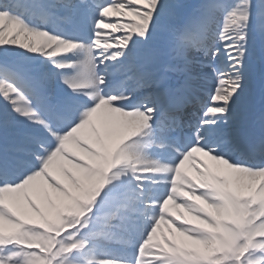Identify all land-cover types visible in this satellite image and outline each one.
Wrapping results in <instances>:
<instances>
[{
    "label": "bare ground",
    "instance_id": "bare-ground-1",
    "mask_svg": "<svg viewBox=\"0 0 264 264\" xmlns=\"http://www.w3.org/2000/svg\"><path fill=\"white\" fill-rule=\"evenodd\" d=\"M2 1L4 7L11 3V0ZM182 1L183 0H179L180 8L171 14L173 23L158 19V24H154L155 27L152 26L151 28L146 27V19L149 16L150 10L159 8L155 0H108L103 5H97L98 8L95 9L89 5L86 7L77 5V9L72 11L71 15L67 16L68 19L66 23L71 24V22H75L83 23V25H85L91 36L90 43L86 45H66L63 42L52 39L49 36L47 29L27 31L24 27H21L22 25L16 26L9 24L6 19H2L0 14V60L10 62L12 65L21 68L19 70H23L24 72L25 70L26 72L28 71V73H30V79H38V77L41 78L42 76H48L54 82L52 89L48 86L45 87L40 83L41 79L37 82L41 89L46 91L56 90L53 94L55 96L56 94H60V91L66 92L67 94H77L81 91L80 86H89L90 84L95 85L97 83V72L101 70V67H106V63H109L110 60L116 65L119 62L122 65L126 64V61L123 59L125 53H133L134 51V57H130L127 60V64L136 61L139 65V62L142 63L143 60L147 59L149 56L143 54L145 49L147 51L154 49L161 52L167 51L171 48L180 50L181 43L179 38L185 37L186 33L171 32H174L175 27L178 30V26L176 25L178 20H175L174 18L181 17L186 11L187 6ZM205 1L209 2L211 0ZM246 1L247 4L244 3V0L211 1L213 3H218L210 5L208 16L201 20L200 30L194 33V36H197L198 33H202L207 42L210 40V56L212 58L220 57L221 59L223 58V55H225V58L228 59L230 65L239 64L242 66L241 69L245 75H247V67H249L247 60L244 57L245 52H242L241 49H235V45L232 44L237 43L236 46L249 49V44L246 43V46L243 47L242 42L255 36V45L259 44L264 51V11L260 4L255 7L252 0ZM100 8H103L104 12L100 16L99 23L103 25H101V28L98 30L94 25L96 20L99 19L98 12ZM140 8H145L147 10L146 12H142ZM219 12L224 14L225 17L219 23L216 32V30H213L211 22L215 20V18L217 21H220L219 18L221 15ZM91 17H93V22L89 23L88 20ZM156 28H158V30L154 33ZM52 31L53 29H50V32ZM131 31H136V33L140 31V36H137L136 38L134 34H132V37L128 36ZM162 33L163 36L161 35ZM219 34L222 36L221 41H219ZM167 35L170 37L171 41L168 43L161 42V40H164ZM259 37L261 38L260 41L257 39ZM80 53H82V55ZM257 53L259 52L256 51L255 54L257 55ZM259 54L262 55L261 53ZM68 55L71 57L74 56L75 59H71L70 61L66 59L62 60L63 56ZM117 57L120 61L116 60ZM260 60L264 61V59ZM199 61L203 62V60L197 59L196 61L190 62L187 67L192 68ZM67 66L73 67L74 72L63 75L62 78H56V75L59 74L57 68H66ZM97 66L99 67L97 68ZM221 66H223V64H221ZM124 67L128 66L125 65ZM252 67L254 71L253 76L256 77L254 78L255 80H251L255 83L257 81L258 87L255 88L253 83H247L248 80H246L244 81V85L241 83L240 90L237 89V93L232 95V104L231 107H229L231 110L230 114L236 115L237 118L238 110L241 107L247 106L251 102V96L249 94H257L260 90L264 89V78L262 77L264 74V66L259 63H253ZM231 75L232 73L226 79L231 80V78H233ZM7 77L9 78V76ZM235 88L236 85L232 84L219 90L233 91ZM217 91L218 89H214L213 95L217 101L216 105L221 106L224 104V100ZM85 93L86 92H83L82 94ZM241 93L245 96L239 97L238 94ZM13 94H15V92L11 87L8 88L7 85L0 84V125H4L5 127V133L2 134V138L0 139V149L2 152L12 149L13 153L19 155L26 154L31 161L34 160L37 163H39L41 156L47 152L55 153L56 157L60 159L57 150L51 141L52 137L59 136L60 133L54 132L52 128L50 129L53 131L45 130L44 132H41V135H39L40 138H36L34 141L25 140V135L27 136V125L30 122H33L29 118V113L31 111L22 101H20L19 106L16 108V103L12 99ZM89 95L92 97L93 92H90ZM88 99L90 100L91 98ZM106 106L109 108L111 107L110 105H105V107ZM21 114H24V117H21ZM218 114L220 117H224L220 110ZM92 117V121L96 123L97 128L93 132L89 126H86L83 128L81 135L83 138L85 137L88 139L86 142L95 145L94 154L80 148H75L69 141L63 143L68 150V153L76 154V158L79 157L84 165H75L72 161L66 160L64 164H67V167L71 169L73 173L72 176L64 175L62 173L57 175L53 173V168L49 167L44 187L47 191V197H49L51 202L48 203L50 204L49 206L43 204V207L38 210L34 208L32 209L36 210V212L31 214L34 220H41L44 216L50 220L52 225H59L60 223L64 224L66 207L70 204L72 205L73 200L80 199L79 190L83 189V186L80 185V181L85 178L90 180L89 185L93 189H102V197L107 198L108 200H113L114 195L121 188L119 186H109L107 183L102 185L99 178L95 179L93 177L97 176V171L100 170V165L97 164L98 159L104 160L107 156L109 158V163L111 164L110 167H124L127 170L121 172L127 173L130 176L132 175L131 179L134 177L139 178V184L141 185V176L147 177L149 175L150 166L148 164L156 163L158 166L156 168H159L160 170L165 168L164 163H159L147 158L140 150L134 148L132 145H123V141L127 138L123 135L137 129L139 126L138 124L143 123L144 119L140 122L139 119L129 118L128 115L119 113L115 109H109L105 114L101 110H97ZM241 117L242 116L239 115V119ZM20 119H23L21 125H19ZM43 128L44 127H41V129ZM44 140L48 143L42 145ZM31 145L34 146L32 152L23 149V146L28 147ZM107 145H109V148ZM197 152V156L206 160L209 159L207 155L200 153V151ZM189 153L191 155L193 154L192 152ZM117 155H119L118 158H116ZM97 156H99L98 159ZM187 160L188 158L186 157L184 161L187 163ZM24 162L26 163L27 161ZM206 164L207 162L202 163L199 167L200 173L198 181L201 186L204 187L202 194H205L208 191V186H210L212 182L216 184L215 189L222 190L223 185L219 183V180H215L214 178L218 168L217 164L214 162H212L211 166ZM31 166L32 165L29 164L28 168ZM206 168L207 171H205ZM210 171H212L211 176L209 175ZM117 172L118 171L115 173ZM177 174L179 177L180 172ZM225 175H228V172H226ZM60 176L61 181H59ZM221 176L222 174L220 177ZM252 176L256 175L251 174L250 178ZM230 178L236 183L245 181L241 174L237 175L234 171L231 172V177L228 179L229 185L232 183ZM157 179L161 182L164 180L161 177H157ZM38 181L39 178L34 179L32 189L25 192L26 202L29 203L30 207H36V203H40V197H42L41 194H37L43 185L39 184ZM117 181L123 180L114 178L108 182ZM257 182L259 183V181ZM59 183L62 185L61 188L57 187ZM252 184L254 185L252 186L254 189L260 187L261 193L256 194V197L261 199L264 203V185H256L255 182H252ZM137 188L142 189L140 186ZM253 188H244L243 193L250 191V194H252L251 192L253 191ZM158 192H160V190H158ZM223 192L224 190L220 192V196L224 198ZM225 193L227 194V192ZM220 196L210 198L208 203L201 202L200 199L193 202L194 205H192V208L207 215L206 217L209 219L207 224L191 220L189 217L186 218L185 214L187 213L178 217V222L180 224H188L187 229L199 232L196 239L193 238L194 236L189 237V235H184L187 233L180 231L179 225H177L179 229L168 224L166 228L160 229V232H155L152 229L146 231V234L150 236L149 238L151 240L143 251L146 261H143L142 264H199V260L202 261L206 257L205 255L207 252L212 255L221 252L222 250L219 249H224L222 247L226 241H233L235 239V233L231 232V230H220L221 221L226 222V220L231 219L233 216H236V214H233L232 208L227 206L224 200H221ZM142 197L146 199L145 196L142 195ZM132 199L133 198L130 200ZM4 201L5 200L0 197V207ZM100 208L101 210L96 217L100 220H107L112 211V206L105 202H101ZM47 209L49 210L45 213ZM89 224L91 225L93 235H96L99 230L102 231L108 228L93 220L89 221ZM215 229L216 235L213 236ZM262 237H264V222L262 226L253 225L250 228V241L248 246L252 250L250 253H254V255L250 257L247 264L250 262L252 264H264V255L258 254L264 253V240ZM36 240L39 241V238H36ZM194 240L195 242L193 245H190ZM25 241L32 242L31 239H25ZM84 242L86 241L83 239L75 241L79 252L75 255H77L80 260L74 261V263L64 262V264H121L115 260L108 262L97 254L96 246L100 243L97 242L94 243V245H89V247H87V243ZM41 244L43 245L42 241ZM7 246L8 242L0 237V252H7L5 249ZM109 253L110 251H108V254ZM123 255L131 258L135 257L133 252H123L119 256ZM193 257H195L196 260H193ZM39 258L40 256L36 254L34 259H30V261L33 264H37Z\"/></svg>",
    "mask_w": 264,
    "mask_h": 264
},
{
    "label": "rangeland",
    "instance_id": "rangeland-1",
    "mask_svg": "<svg viewBox=\"0 0 264 264\" xmlns=\"http://www.w3.org/2000/svg\"><path fill=\"white\" fill-rule=\"evenodd\" d=\"M183 3L184 4H190L191 3V0H183ZM5 16V15H3ZM7 18H10V20H8V22L10 24H15V25H22L20 23V21L18 22L17 20H14L13 17L11 16H7ZM5 19H6V16H5ZM147 22L152 25V24H155V18L153 17L152 19H148L147 18ZM60 167V165H59ZM76 206V205H75ZM77 208H80V205L79 206H76ZM49 209L46 210V212L48 211ZM6 215V211L3 213ZM43 225H44V229H42L43 231L40 230V233H37L36 236H38L37 238H39V241H37V243H34L32 244V247H28V246H24L23 248V251H27V250H34L33 252H30V253H27V256L25 258V261L23 262L22 259L20 260V264H31V261L30 259H32L34 257V255L36 253H42L45 255L44 257V260L47 262L48 264V261H49V256L50 258H52V252L54 250H56V247H57V243L59 241V239L63 236H66L67 238H70V239H74L75 238V234L78 232V231H82V227L79 229L77 225H74L75 228L71 229V230H68L65 234H64V231L69 228L67 226H64L62 228H60L58 231L55 232L54 235L53 234V231H51L52 229V226H50V224L48 223L47 219L44 218V222H42ZM6 228V222L4 221V217L2 218V221L0 223V230H4ZM75 229V230H74ZM84 229V228H83ZM40 234V235H39ZM22 235V232L21 231H16V233L13 235V240H16L18 238H20ZM41 241L43 243H46V245L49 243V251H48V248L42 246L41 244ZM195 242V240L192 242V245L193 243ZM73 243V242H72ZM72 243H68V245H72ZM39 245H41L42 247H40ZM191 245V244H190ZM198 249V248H197ZM38 251V252H37ZM49 252V254H48ZM214 255L212 256H207L208 258L210 257H213ZM215 258V257H214ZM220 259L222 261H224L225 263H230L231 264V260H226L225 258H222V256H219L217 257V259ZM238 258V257H237ZM16 261H19V260H16ZM40 263V262H39ZM234 264H237V261L234 263Z\"/></svg>",
    "mask_w": 264,
    "mask_h": 264
}]
</instances>
